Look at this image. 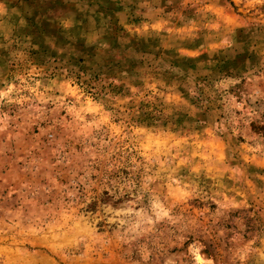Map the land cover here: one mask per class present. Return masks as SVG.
I'll return each mask as SVG.
<instances>
[{"label": "rangeland", "instance_id": "rangeland-1", "mask_svg": "<svg viewBox=\"0 0 264 264\" xmlns=\"http://www.w3.org/2000/svg\"><path fill=\"white\" fill-rule=\"evenodd\" d=\"M0 264H264V0H0Z\"/></svg>", "mask_w": 264, "mask_h": 264}]
</instances>
